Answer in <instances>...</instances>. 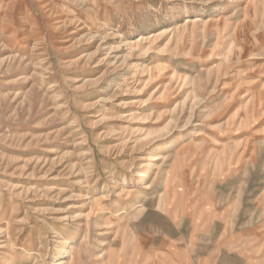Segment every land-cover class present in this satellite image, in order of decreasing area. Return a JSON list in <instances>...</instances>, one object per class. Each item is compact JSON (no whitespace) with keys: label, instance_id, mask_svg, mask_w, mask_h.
I'll list each match as a JSON object with an SVG mask.
<instances>
[{"label":"rangeland","instance_id":"1","mask_svg":"<svg viewBox=\"0 0 264 264\" xmlns=\"http://www.w3.org/2000/svg\"><path fill=\"white\" fill-rule=\"evenodd\" d=\"M75 242L264 264V0H0V264Z\"/></svg>","mask_w":264,"mask_h":264},{"label":"bare ground","instance_id":"2","mask_svg":"<svg viewBox=\"0 0 264 264\" xmlns=\"http://www.w3.org/2000/svg\"><path fill=\"white\" fill-rule=\"evenodd\" d=\"M141 39V38H139ZM137 39V40H139ZM141 42V41H139ZM153 169V163L149 165V167L139 173V176L137 177V182L142 183L146 181L152 172ZM80 230V228L77 229V231ZM63 242L66 244L68 242V239L65 237L63 239ZM79 242L72 243L70 245H64L60 258L53 261L52 264H67L68 258H70L74 253L78 252L79 249Z\"/></svg>","mask_w":264,"mask_h":264}]
</instances>
